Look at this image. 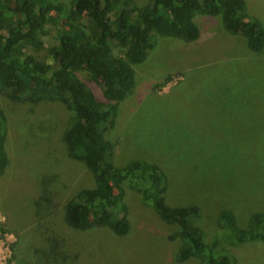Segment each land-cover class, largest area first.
<instances>
[{
    "label": "rangeland",
    "instance_id": "374dc122",
    "mask_svg": "<svg viewBox=\"0 0 264 264\" xmlns=\"http://www.w3.org/2000/svg\"><path fill=\"white\" fill-rule=\"evenodd\" d=\"M50 1L62 17L71 13L70 0ZM243 2L246 16L264 27V0ZM193 21L199 30L193 42L153 38L144 61L133 66L134 87L107 137L115 164L140 159L163 168L166 203L197 206L193 225L208 241L220 233L222 210L240 227L251 214H264V46L250 52L241 33L228 34L218 16L196 14ZM42 39L44 49L52 44L51 37ZM30 53L47 58L45 50ZM0 111L7 157L0 176V264H200L174 260L176 227L127 187L125 235L68 228L66 202L93 186L63 139L72 113L57 101L31 104L2 95ZM221 246L234 264H264L262 242Z\"/></svg>",
    "mask_w": 264,
    "mask_h": 264
},
{
    "label": "trees",
    "instance_id": "16d2710c",
    "mask_svg": "<svg viewBox=\"0 0 264 264\" xmlns=\"http://www.w3.org/2000/svg\"><path fill=\"white\" fill-rule=\"evenodd\" d=\"M69 5L71 13L62 17L50 0H0V95L10 101L63 104L72 113L63 134L68 154L83 163L93 180L91 188L80 189L66 202L65 225L125 235L127 187L163 223L176 227L177 263L195 258L200 264H234L222 241L264 244V214L259 212L240 227L230 211H220V233L205 240L193 225L197 206L166 203L163 168L140 159L115 164L107 137L120 103L134 87L133 66L144 61L155 36L193 42L199 36L193 18L202 14L218 16L228 34L241 33L250 52L263 48L264 27L246 16L243 0H148L141 7L131 0H70ZM46 35L52 44L44 49ZM43 50L45 60L30 53ZM5 134L0 111V176L7 165Z\"/></svg>",
    "mask_w": 264,
    "mask_h": 264
}]
</instances>
